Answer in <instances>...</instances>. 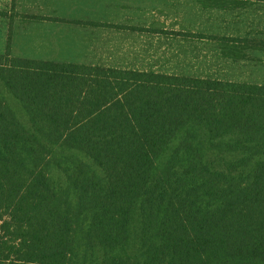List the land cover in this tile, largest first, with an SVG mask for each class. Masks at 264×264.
I'll return each instance as SVG.
<instances>
[{
  "label": "trees",
  "instance_id": "16d2710c",
  "mask_svg": "<svg viewBox=\"0 0 264 264\" xmlns=\"http://www.w3.org/2000/svg\"><path fill=\"white\" fill-rule=\"evenodd\" d=\"M9 44L0 264H264V84L20 59Z\"/></svg>",
  "mask_w": 264,
  "mask_h": 264
},
{
  "label": "rangeland",
  "instance_id": "374dc122",
  "mask_svg": "<svg viewBox=\"0 0 264 264\" xmlns=\"http://www.w3.org/2000/svg\"><path fill=\"white\" fill-rule=\"evenodd\" d=\"M115 1L123 6L125 16L137 19L126 24L137 25L126 26L128 36L136 32L133 43L128 39L117 53L111 47V54L106 47L104 53H92L85 63L264 84V52L249 50L246 44L250 39L264 40L263 1ZM12 3L13 0H0V13L12 17ZM16 8L22 12L28 9L20 4ZM8 38L9 22L0 18V54L7 49ZM225 39L234 40L237 49H230L232 44ZM11 53L17 55L14 47Z\"/></svg>",
  "mask_w": 264,
  "mask_h": 264
},
{
  "label": "crops",
  "instance_id": "0c3cea01",
  "mask_svg": "<svg viewBox=\"0 0 264 264\" xmlns=\"http://www.w3.org/2000/svg\"><path fill=\"white\" fill-rule=\"evenodd\" d=\"M18 4L21 8H28L27 11H18L16 8ZM12 5L15 11L13 16L7 14L8 17L4 18L11 27L9 53L12 57L44 62L76 63L92 67H125L85 63L92 53H104L106 47L111 54V47H114V52L117 53L121 45L127 44L128 39L133 43L136 32L131 31L133 33L128 36L126 26L137 25L126 24L137 19L125 16L123 6L118 1L13 0ZM25 16L43 17L51 21L25 22ZM136 17L143 18V16ZM13 47L17 55L11 53ZM28 54L32 56L27 57Z\"/></svg>",
  "mask_w": 264,
  "mask_h": 264
}]
</instances>
